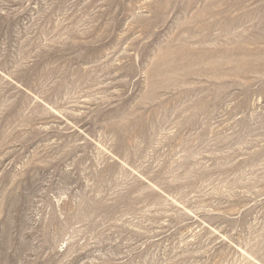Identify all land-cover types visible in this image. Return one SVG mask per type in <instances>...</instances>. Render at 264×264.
Returning a JSON list of instances; mask_svg holds the SVG:
<instances>
[{
  "label": "rangeland",
  "instance_id": "obj_1",
  "mask_svg": "<svg viewBox=\"0 0 264 264\" xmlns=\"http://www.w3.org/2000/svg\"><path fill=\"white\" fill-rule=\"evenodd\" d=\"M0 264H264V0H0Z\"/></svg>",
  "mask_w": 264,
  "mask_h": 264
}]
</instances>
